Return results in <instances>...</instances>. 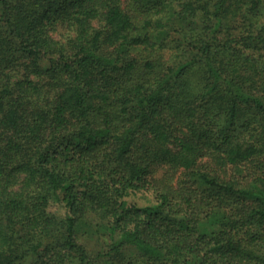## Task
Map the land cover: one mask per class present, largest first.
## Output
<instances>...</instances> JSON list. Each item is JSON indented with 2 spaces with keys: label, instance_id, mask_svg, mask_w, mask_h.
<instances>
[{
  "label": "trees",
  "instance_id": "obj_1",
  "mask_svg": "<svg viewBox=\"0 0 264 264\" xmlns=\"http://www.w3.org/2000/svg\"><path fill=\"white\" fill-rule=\"evenodd\" d=\"M263 7L0 0V264H264Z\"/></svg>",
  "mask_w": 264,
  "mask_h": 264
},
{
  "label": "rangeland",
  "instance_id": "obj_2",
  "mask_svg": "<svg viewBox=\"0 0 264 264\" xmlns=\"http://www.w3.org/2000/svg\"><path fill=\"white\" fill-rule=\"evenodd\" d=\"M124 1H128V0H124ZM261 13H262V15L260 17L261 23H262L261 25L263 26L264 25V7L262 8ZM234 19H235V17L233 18V20ZM238 20H241V18H239V16H238ZM231 23H232L231 25H234V21ZM74 30L75 29L73 27H69L67 23L62 22V23H59L55 26V29L52 31V35H53L55 40L62 42V43H66V42H68V39L71 36H73ZM32 62H33V60L28 59V58H24V59L20 60L19 63L15 66L14 71H12L13 76H15L16 78H18V77L22 78L26 73L29 74L32 69L30 70L28 68ZM42 63H44L45 65H48V63L45 62V60H43ZM32 77L34 79H36L34 76H32ZM37 81H39V80L37 79ZM139 199H140L139 204L141 206H145L147 204L145 197L141 196ZM52 211L54 213H57L59 211V206L53 205ZM204 229H208V228H204ZM93 231H95V232H93ZM79 242L86 248L91 259L93 261L94 260L97 261V259H98L97 256L99 255V253H101V250L104 251L105 249H107L106 246L109 244V239L106 236H104L103 233L94 229L91 231L84 230L80 236ZM101 260L102 259L100 258L98 260V262H100Z\"/></svg>",
  "mask_w": 264,
  "mask_h": 264
}]
</instances>
